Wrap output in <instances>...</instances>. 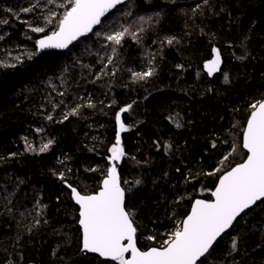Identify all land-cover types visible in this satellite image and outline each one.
<instances>
[{"label":"trees","instance_id":"trees-1","mask_svg":"<svg viewBox=\"0 0 264 264\" xmlns=\"http://www.w3.org/2000/svg\"><path fill=\"white\" fill-rule=\"evenodd\" d=\"M61 4L70 7L0 0V264H118L83 250L69 185L100 190L115 117L128 105L116 166L139 248L161 247L193 202L211 201L220 176L244 162L250 105L264 99V0L132 1L68 52L38 56L36 41L67 10ZM124 28L119 45L106 39ZM213 49L221 67L209 75ZM199 264H264V201Z\"/></svg>","mask_w":264,"mask_h":264},{"label":"snow or ice","instance_id":"snow-or-ice-1","mask_svg":"<svg viewBox=\"0 0 264 264\" xmlns=\"http://www.w3.org/2000/svg\"><path fill=\"white\" fill-rule=\"evenodd\" d=\"M48 2L51 3L53 0ZM122 3L124 0H67L70 7L66 4L60 5L67 10L59 18L55 29L36 41L38 49L67 48L79 37L92 32L95 25L101 24V18L106 13ZM37 6L33 4L21 11L33 12ZM52 16H55V13H52ZM44 19L48 24L53 22L48 17ZM31 31L42 33L45 32V28L35 26ZM128 32V28H124L123 31L108 34L106 39L119 45ZM132 36L136 38L135 33H132ZM173 39L168 38L167 43L171 44ZM213 53L214 58L204 65L209 75L219 71L221 65L219 50L213 49ZM152 75L153 70L149 69L145 72H134L133 78L144 80ZM88 106L93 105L89 103ZM250 107L252 111L243 132V148L247 150V158L220 176L219 184L212 192V196L215 197L213 201L195 200L190 214L163 245L146 251L137 247V229L125 208V191L121 187L115 163L125 155L120 132L128 130L121 120L120 113L127 112L131 105L122 108L115 117L119 131L115 143L109 150L111 152L109 160L113 163L107 169L100 190L92 195H82L75 187L69 185L71 196L79 205L83 250L98 253L99 256L118 264H198V261L209 253L217 239L233 226L237 217L257 201L264 200V100L253 103ZM77 110L73 109L71 114H75ZM48 119L52 117L49 116ZM64 119H67V116ZM177 126L179 127V124ZM50 144L51 141L43 144L39 150L47 151ZM227 158L226 156L225 160ZM211 174L213 173H209ZM148 239L154 238L150 236ZM231 247L233 250L237 247L235 238ZM128 253L130 258H126Z\"/></svg>","mask_w":264,"mask_h":264},{"label":"water","instance_id":"water-1","mask_svg":"<svg viewBox=\"0 0 264 264\" xmlns=\"http://www.w3.org/2000/svg\"><path fill=\"white\" fill-rule=\"evenodd\" d=\"M132 1H139V0H124V3L117 5L116 8L111 9L108 13H106L105 16L101 18V24H99V25H95V26L93 27L92 32L87 33V34H85L84 36L79 37L77 40L73 41V42H72L67 48H64V49L49 48V49H43V50H40V49H38V46H37V51H38V52H37V55H38V56H41V55L46 54V53H49V52H57V53H66V52H68V51H69L74 45H76L77 43L81 42V41L84 40V39L89 38V37L94 33V31H95L96 29H98L99 27H101V25L103 24L104 20H105L110 14H112L114 11H116L119 7L124 6V5H126L127 3H130V2H132ZM43 37H44V36H43ZM43 37H41V38H43ZM41 38H39V39H41ZM39 39H38V40H39ZM263 100H264V99H263ZM246 125H247V124H246ZM121 135H122V133L120 132V137H121ZM121 143H122V140H121ZM242 145H243V137H242ZM243 149H244V148H243ZM244 150H245V152L247 153V150H246V149H244ZM110 156H111V155H110ZM246 158H247V157H246ZM123 159H124V156L121 158V160L115 162L116 165L120 166V165L122 164V162H123ZM108 161H109L110 164L113 163V162L110 161L109 159H108ZM117 171H118V170H117ZM118 174H119V172H118ZM119 177H120V174H119ZM120 184H121V187H122L121 177H120ZM218 184H219V181H218L216 187L218 186ZM101 187H102V185H101ZM216 187H215V188H216ZM122 188H123V187H122ZM123 189H124V188H123ZM78 191H79V190H78ZM124 191H125V190H124ZM213 191H215V189H214ZM82 195H84V194H82ZM198 199H200V200H205V199H202V198H198ZM214 199H215V197L212 196V200H211V201H213ZM72 200H73V202L75 203V200H74L73 198H72ZM196 200H197V199H196ZM205 201H208V200H205ZM262 201H264V200H262ZM262 201H257L256 204L252 205L249 209H246L245 212L241 214V216L237 217V220H238L239 218L243 217L247 212H249V210H251L252 208H254L256 205H258V204L261 203ZM124 202H125V208H126V192H125V201H124ZM194 202H195V201H194ZM194 202H193V203H194ZM75 205H76V206L78 207V209H79V205L76 204V203H75ZM192 205H193V204H192ZM126 210H127V209H126ZM190 212H191V210H190ZM189 214H190V213H189ZM185 219H186V218H185ZM237 220L233 222V226L236 224ZM233 226H232L230 229H228L225 233H223V234L221 235V237H219V238L217 239V241L214 243L213 247L209 250V252L214 248V246L217 244V242H218L223 236H225V235H226V234H227V233L233 228ZM79 227L81 228V232H82V227L80 226V224H79ZM134 227H135V225H134ZM135 228H136V227H135ZM82 234H83V233H82ZM136 240H137V247L139 248V246H138L137 232H136ZM125 243H126V242H125ZM139 249H140V248H139ZM140 250H141V249H140ZM85 251H86V250H85ZM142 251H146V250H142ZM88 253L91 254V255L97 256V257L101 258L102 260H105V261H112V260H110V259H108V258H105V257H101V256H99L98 253H91V252H88ZM208 254H209V253H208ZM208 254H206V256H207ZM206 256H205V257H206ZM205 257H202L201 260L198 261V264H199V263H200ZM126 258H130V253L126 254Z\"/></svg>","mask_w":264,"mask_h":264},{"label":"rangeland","instance_id":"rangeland-1","mask_svg":"<svg viewBox=\"0 0 264 264\" xmlns=\"http://www.w3.org/2000/svg\"><path fill=\"white\" fill-rule=\"evenodd\" d=\"M220 67H221V65H220ZM218 72V71H217ZM214 74V73H213ZM124 158H125V155H124Z\"/></svg>","mask_w":264,"mask_h":264}]
</instances>
